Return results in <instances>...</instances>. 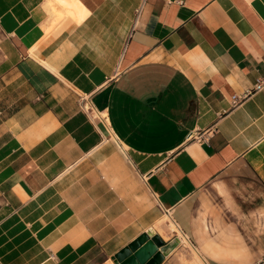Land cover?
Wrapping results in <instances>:
<instances>
[{"label":"crops","instance_id":"crops-1","mask_svg":"<svg viewBox=\"0 0 264 264\" xmlns=\"http://www.w3.org/2000/svg\"><path fill=\"white\" fill-rule=\"evenodd\" d=\"M59 1L48 35L0 0V264L165 239L164 210L205 263L264 264V0Z\"/></svg>","mask_w":264,"mask_h":264},{"label":"water","instance_id":"water-1","mask_svg":"<svg viewBox=\"0 0 264 264\" xmlns=\"http://www.w3.org/2000/svg\"><path fill=\"white\" fill-rule=\"evenodd\" d=\"M178 244L177 237L162 243L155 230L149 227L110 258L115 264H160Z\"/></svg>","mask_w":264,"mask_h":264},{"label":"bare ground","instance_id":"bare-ground-1","mask_svg":"<svg viewBox=\"0 0 264 264\" xmlns=\"http://www.w3.org/2000/svg\"><path fill=\"white\" fill-rule=\"evenodd\" d=\"M44 9L47 11V16H48L46 19L45 26H43L45 33H48L49 31H51L54 27H56L60 22H62L65 19H69L70 21L74 23L77 22L76 21L77 19H75V16L72 12L73 10L68 5L62 4L59 0H45ZM50 33H48V35ZM33 49L34 48L30 49L29 53L34 56L35 51ZM33 59H36V57H34ZM94 112L97 115H100L96 111ZM120 148L124 150L123 145H120ZM158 225H160V227L162 226L163 228H165L167 231H169V233L173 234L174 237H177L179 239V246L182 247V249H186V248L191 249L190 264H207L204 262L203 258L200 256L198 250L194 249L191 246L190 242L192 243V241L189 240L190 241L189 242L187 240L188 238L184 235V233L181 232L180 228L176 225V223L171 220V217L166 210H164L163 216L159 220Z\"/></svg>","mask_w":264,"mask_h":264},{"label":"rangeland","instance_id":"rangeland-1","mask_svg":"<svg viewBox=\"0 0 264 264\" xmlns=\"http://www.w3.org/2000/svg\"><path fill=\"white\" fill-rule=\"evenodd\" d=\"M93 114H95L94 111ZM162 214L163 212L159 215V217L162 216ZM164 230L165 239L159 233H157L156 230L155 232L158 234L162 243H168L175 237L168 233L169 231L167 232L166 229ZM105 246L107 245H105L104 243L102 245L98 243L96 245H93L91 248L85 250L81 249V252L75 259V261H66V264H103L107 259H111L110 257L115 254V249L119 245H109V247L107 246V249L104 248ZM190 252V248L182 249V247H180L178 244L167 256L164 257L163 261L160 264H190Z\"/></svg>","mask_w":264,"mask_h":264},{"label":"built area","instance_id":"built-area-1","mask_svg":"<svg viewBox=\"0 0 264 264\" xmlns=\"http://www.w3.org/2000/svg\"><path fill=\"white\" fill-rule=\"evenodd\" d=\"M145 3H146V0H139V2H138V5H137V7H136V9H135V11H134V20H135V22L137 21V19L139 18V16H140V14H141V12H142V10H143V7H144V5H145ZM264 86V78H261V79H259L256 83H255V85H254V87H253V90H255V91H258L259 89H261L262 87ZM249 91L248 90H246L245 91V93H243V94H246V93H248ZM239 97H237V96H233V98H232V103L233 104H235V103H237L238 101H239ZM82 101H84L83 99H82ZM89 105H88V103L85 101L84 103H82V108L85 110V111H88L89 110ZM177 225V224H176ZM178 226V225H177ZM179 227V226H178ZM180 228V227H179ZM180 230H181V232L182 233H184V231L180 228ZM184 235L189 239V237L186 235V233H184ZM190 240V239H189Z\"/></svg>","mask_w":264,"mask_h":264}]
</instances>
